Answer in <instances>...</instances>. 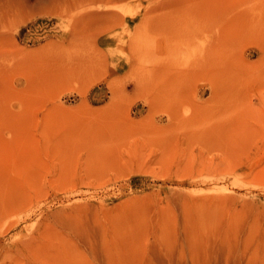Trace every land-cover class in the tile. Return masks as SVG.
I'll return each mask as SVG.
<instances>
[{"label":"rangeland","instance_id":"1","mask_svg":"<svg viewBox=\"0 0 264 264\" xmlns=\"http://www.w3.org/2000/svg\"><path fill=\"white\" fill-rule=\"evenodd\" d=\"M0 264H264V0H0Z\"/></svg>","mask_w":264,"mask_h":264}]
</instances>
